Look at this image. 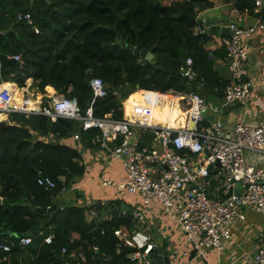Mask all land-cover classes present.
<instances>
[{
    "label": "trees",
    "instance_id": "16d2710c",
    "mask_svg": "<svg viewBox=\"0 0 264 264\" xmlns=\"http://www.w3.org/2000/svg\"><path fill=\"white\" fill-rule=\"evenodd\" d=\"M229 2L0 0V52L21 56L19 66L0 67V83L15 82L23 87L25 79L31 77L37 81L35 86L41 93L53 87L75 99L80 111H84L92 99L90 72L104 82L107 91L105 97L96 99L92 105L95 117L110 114L122 119V101L126 97L123 104L129 116H136L144 108L163 110L168 115L167 123L174 125L183 112L181 100L173 94H183L191 87L200 95L216 100L224 98L228 82L217 75L212 65L215 57L223 56L222 39L227 36L222 35L219 46L210 50L208 43L212 36L204 32L195 34L193 29L199 20L207 19L220 26L254 25L259 16L253 11L255 0H231L235 12L229 9ZM242 11L257 17L249 23L239 16ZM25 12L31 13L32 25L16 20L18 13ZM138 34L141 48L152 52L151 60L133 54L115 41L119 38L126 45L136 46ZM188 57L197 74L190 81L180 72ZM197 82H202V86H196ZM4 85L5 91L11 92L14 84ZM18 96L22 97L21 90L13 97ZM9 103L20 105L23 98L9 99ZM42 106L46 107V102ZM10 115L17 125L0 121V241L11 245L9 252L0 250V255L6 256L4 262L63 264L67 255L83 252L85 264H97L103 255L109 257L106 264H131L127 255L135 250L130 235L136 226L132 210L123 212L122 205H127L122 201L40 211L52 206L56 195L83 175L84 166L73 147L38 138L54 136V140H61L77 133L91 145L100 136V130H83L75 119L59 117L51 121L37 113ZM21 122L24 126H19ZM135 130L141 144L148 146L152 134L143 128L135 127ZM38 170L54 181V188L46 190L37 184ZM89 208L98 212L103 209L109 218L88 222L85 214ZM34 226L37 236L32 237L27 247L34 257L29 259L16 242ZM49 232L53 235L51 243L41 242ZM14 233L18 234L17 238L13 237ZM62 247L66 248L64 254L60 252Z\"/></svg>",
    "mask_w": 264,
    "mask_h": 264
},
{
    "label": "built area",
    "instance_id": "2783aa9c",
    "mask_svg": "<svg viewBox=\"0 0 264 264\" xmlns=\"http://www.w3.org/2000/svg\"><path fill=\"white\" fill-rule=\"evenodd\" d=\"M16 20L33 24L30 12L18 13ZM227 27L229 34L223 44L231 83L225 88L224 104L240 103L246 107L255 84L245 72V41L253 27L236 24ZM12 57L21 61L20 55ZM180 72L188 81L196 78L190 57L185 59ZM89 84L92 99L84 111H80L73 99L60 92L45 101L46 107L42 106L45 103L42 102L30 108L29 99L23 96V103L15 105L9 103L12 89L2 95L0 113L6 116L15 112L25 115L37 113L48 116L51 121L59 117L75 119L83 130L99 129L100 136L93 143L109 157L119 159L124 169V175L118 180L104 178L103 184L138 194L144 205L157 203L164 214L179 224L184 240L198 249V255L202 254L201 247L222 250L224 244L234 243L235 232L230 227L245 218L243 208L264 214V168L247 158L249 153L264 157V119L254 121L242 118L225 130V125L219 120L206 121L205 113L210 106L191 87L179 94L182 104L189 106L184 128L115 119L108 114L99 118L93 115L92 105L96 99L107 95L106 85L96 77L90 78ZM143 111L149 112L148 108ZM135 127L147 129L152 134V141L158 142L159 147L142 145ZM75 136L78 137L77 134ZM36 182L46 190L55 187L54 181L40 170L37 171ZM135 215L142 219L140 213ZM130 237L135 245V250L127 255L131 264H154L150 254L155 244L149 236L135 231ZM17 240L16 244L23 249L32 243V237L28 235ZM42 240L49 244L52 236H44ZM0 250L9 252L11 245L0 241ZM60 252L66 253V248L62 247ZM5 260L6 256L0 255V264H9V260ZM108 260L109 257L103 255L97 264H106ZM85 262L83 252L67 255L63 260V264ZM253 264H264V230L257 236Z\"/></svg>",
    "mask_w": 264,
    "mask_h": 264
},
{
    "label": "crops",
    "instance_id": "0c3cea01",
    "mask_svg": "<svg viewBox=\"0 0 264 264\" xmlns=\"http://www.w3.org/2000/svg\"><path fill=\"white\" fill-rule=\"evenodd\" d=\"M255 1L257 2V5L254 7L253 11L256 14H259L258 17H251L245 11H242L239 15L244 19V21L249 23L253 22L255 17L258 18L252 26L253 30L250 37L245 41V48L247 52L245 63L246 77L253 79L255 83L249 94L246 107H243L240 103L225 105L224 98L222 100H216L206 95H200L210 106L208 112L205 113L206 121L219 120L225 125V130H228L231 125L242 118L251 119L254 121L264 119V0ZM229 7L231 12H235V9L231 5V0L229 2ZM213 24L217 25L215 22H213ZM260 25H262V27ZM34 31L36 33L38 32L36 26H34ZM193 32L195 34L202 32L207 33L206 27L199 22L194 27ZM209 35L212 36V39L208 43L210 50H213L219 46L218 39L222 35L228 36V34L215 35L210 33ZM225 38L222 39V43ZM225 54L226 51L224 46V51H222L223 56H218L213 59L212 68L219 77L228 82L226 85L228 86L231 83V76L225 62ZM196 81L199 80H195V82ZM36 82L37 81H35L33 78L28 77L25 79L23 87H18L15 82L7 83V85L14 84L17 88H19L16 89L14 85L12 86V89L15 90V94L10 96L9 99H22L21 96L13 97L18 94L19 90H21L22 96L24 98L32 99L33 102L28 100L29 106L32 108L36 107L35 103L42 104V102L48 100L49 97L59 92L52 87L47 90V93L43 94L35 86ZM196 86H202V82H197ZM1 88L0 104H3L1 100L2 95L6 92V86L1 84ZM136 91L141 92L138 89ZM159 94L172 95L171 93ZM173 95L180 99L179 93ZM125 98L122 101V119L124 118L131 121H136L125 115V108L123 104ZM0 116L2 117L0 118V121H4L10 125L11 122H14L8 118L9 115L6 116L5 114L0 113ZM15 124L17 125L16 122ZM153 125L160 126L162 124ZM174 125H176V121ZM75 134L77 133H74L71 136L61 140H54V136H44L38 138L44 142L64 143L73 147L79 152L80 163L84 166L83 175L75 179V181H73L71 184L65 186L54 198V204L52 206H55L59 209L64 208L67 205L89 207L90 205L96 203L104 206L108 201L120 200L128 206L122 205L123 212L128 210V208L132 210V219L136 226V229L133 232L138 231L141 234L149 236L150 240L155 244V247H162L163 250H166L169 260L168 264H253V253L257 245V236L259 232L264 230V214L256 213L250 209L243 208L245 218L241 221H237L230 227L232 231L235 232L234 243L232 245L224 244L222 250L201 247L200 250L202 251V254L198 255V249L195 248L193 244H190L184 240L183 232L179 224L170 216L164 214L157 203L144 205L142 203L141 197L138 194L128 193L124 190H118L113 185H104V178L116 181L124 175V169L121 161L119 159L109 157L108 154L104 150H101L97 144L93 143L89 145V143L84 140L82 141L80 136L77 137ZM148 146L158 148L159 143L154 142L151 139V142ZM247 158L249 162L251 161L253 164L264 168L263 156L257 157L254 154L249 153ZM136 213H140L142 215L141 220L135 215ZM85 215L88 222L93 220L98 222L107 220L109 218L108 212L105 210L103 211V209L98 212L94 208H89ZM42 224L43 223H41L40 226ZM49 229L52 228L49 226ZM39 233L40 231L38 230V236H41ZM116 234L120 235L118 231ZM47 235H51L53 237L51 232H49ZM42 239L41 242L43 241ZM36 240L34 239L33 242L35 243ZM41 242H39V244ZM27 247L23 250L24 252H27V257L29 256V259H31V257L34 256H32L30 251H27ZM158 257L162 258V255H159Z\"/></svg>",
    "mask_w": 264,
    "mask_h": 264
},
{
    "label": "water",
    "instance_id": "95a60500",
    "mask_svg": "<svg viewBox=\"0 0 264 264\" xmlns=\"http://www.w3.org/2000/svg\"><path fill=\"white\" fill-rule=\"evenodd\" d=\"M199 23L203 24L206 27L207 33L215 34V35H220V34H226L227 35V34H229L228 27H220V26L214 25L212 20H202V21L199 20ZM115 41L117 44L121 45V47L127 48L133 54L139 55L146 60H151L153 58L152 52L141 48L139 34L137 37V45L136 46L126 45L125 43L121 42V40L119 38H116ZM7 64H14L16 66H19L20 62L14 60V58L12 56H7L6 54H2L0 52V67H1V69H3L4 66ZM88 76H89V78H93V75L90 72H88ZM73 102L76 103V100L73 99ZM11 125H16V124H15V122H11ZM19 126H24V123L21 122L19 124ZM191 126H192V124L190 125V127ZM236 192H238V191L236 190ZM58 209L59 208H57L55 206H50L48 208H43L40 211L41 212H51V211L55 212ZM13 235H14L13 236L14 238H17V236H18V234H16V233H14ZM25 235L32 236V237L37 235V227L34 226ZM159 255H162V258H159L158 257ZM150 257L153 259L154 264H164V263L168 264L169 263L167 251L163 250L162 247H155L153 249V252H151Z\"/></svg>",
    "mask_w": 264,
    "mask_h": 264
},
{
    "label": "bare ground",
    "instance_id": "6f19581e",
    "mask_svg": "<svg viewBox=\"0 0 264 264\" xmlns=\"http://www.w3.org/2000/svg\"><path fill=\"white\" fill-rule=\"evenodd\" d=\"M182 107H183L182 108L183 115L180 118L176 119V125H169L167 123L168 115L163 110L155 109V110H149V112L142 111L141 113L137 114L134 117L129 116L127 112H125V115L131 118L132 120L145 121L150 124H162V125L169 126V127H181V128L183 127L184 128L187 125L189 106L183 105ZM0 118L2 117L0 116Z\"/></svg>",
    "mask_w": 264,
    "mask_h": 264
},
{
    "label": "rangeland",
    "instance_id": "374dc122",
    "mask_svg": "<svg viewBox=\"0 0 264 264\" xmlns=\"http://www.w3.org/2000/svg\"><path fill=\"white\" fill-rule=\"evenodd\" d=\"M183 106V104H181V107ZM183 108V107H182ZM9 116H8V118L9 119H11V115L10 114H8ZM205 116H206V114H205Z\"/></svg>",
    "mask_w": 264,
    "mask_h": 264
}]
</instances>
